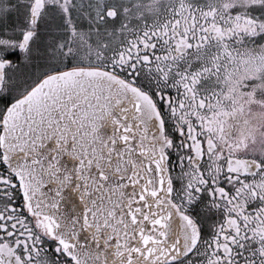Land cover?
Here are the masks:
<instances>
[{
  "label": "snow or ice",
  "instance_id": "snow-or-ice-1",
  "mask_svg": "<svg viewBox=\"0 0 264 264\" xmlns=\"http://www.w3.org/2000/svg\"><path fill=\"white\" fill-rule=\"evenodd\" d=\"M0 264H264V0H0Z\"/></svg>",
  "mask_w": 264,
  "mask_h": 264
}]
</instances>
